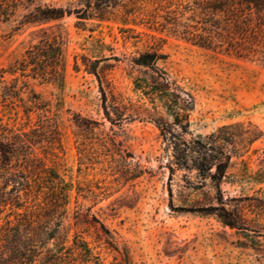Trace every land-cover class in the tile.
I'll list each match as a JSON object with an SVG mask.
<instances>
[{
    "label": "rangeland",
    "instance_id": "rangeland-1",
    "mask_svg": "<svg viewBox=\"0 0 264 264\" xmlns=\"http://www.w3.org/2000/svg\"><path fill=\"white\" fill-rule=\"evenodd\" d=\"M5 1L0 120L51 143L73 184L64 245L103 264H264V66L173 35L176 0Z\"/></svg>",
    "mask_w": 264,
    "mask_h": 264
},
{
    "label": "trees",
    "instance_id": "trees-1",
    "mask_svg": "<svg viewBox=\"0 0 264 264\" xmlns=\"http://www.w3.org/2000/svg\"><path fill=\"white\" fill-rule=\"evenodd\" d=\"M176 2L177 9L182 7V13H176L184 21H173V35L197 47L264 66V0ZM5 4L0 0L1 6ZM35 12L45 21L58 20L65 13L46 5L36 7ZM54 54L60 56L59 46L54 47ZM153 61V55H141L136 64L148 66ZM47 144L32 141L0 120V264H103L77 238L70 246L64 245L59 228L74 186L48 164L54 148ZM256 200V208L264 212V195ZM225 224L234 227V223Z\"/></svg>",
    "mask_w": 264,
    "mask_h": 264
}]
</instances>
